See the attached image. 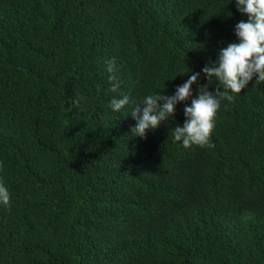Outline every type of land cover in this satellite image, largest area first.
<instances>
[{"label":"trees","instance_id":"16d2710c","mask_svg":"<svg viewBox=\"0 0 264 264\" xmlns=\"http://www.w3.org/2000/svg\"><path fill=\"white\" fill-rule=\"evenodd\" d=\"M242 20L236 0H0V264H264V81L203 146L171 134L191 99L131 132L146 96L201 73L197 95Z\"/></svg>","mask_w":264,"mask_h":264},{"label":"clouds","instance_id":"9594fccd","mask_svg":"<svg viewBox=\"0 0 264 264\" xmlns=\"http://www.w3.org/2000/svg\"><path fill=\"white\" fill-rule=\"evenodd\" d=\"M237 10L247 16V21H240L235 26V35L239 43H230L219 52L215 62H209L202 73L208 83L199 85L197 95L193 97L192 87L198 84L201 73H191L186 82L177 86L174 95H148L141 103L136 104L131 111L136 121L131 129L132 135L146 138L149 130L156 129L160 123L168 121L175 115L176 105L191 99V105L185 104L183 126L177 125L172 130L175 141H181L185 149L191 145L203 146L208 143L213 129V121L220 100H234L233 94H239L255 78L264 81V0H236ZM109 62V71H111ZM215 83L213 94L208 89ZM118 84H113L116 92ZM231 93V94H230ZM130 102V97H114L109 107L119 112ZM162 102V103H161ZM143 106V111H141ZM10 193L0 184V203L8 205Z\"/></svg>","mask_w":264,"mask_h":264}]
</instances>
